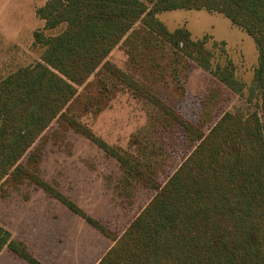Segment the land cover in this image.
Returning <instances> with one entry per match:
<instances>
[{"label":"trees","instance_id":"16d2710c","mask_svg":"<svg viewBox=\"0 0 264 264\" xmlns=\"http://www.w3.org/2000/svg\"><path fill=\"white\" fill-rule=\"evenodd\" d=\"M178 9L222 14L254 39L259 60L248 88L225 49L215 63L206 38L194 39L185 27L171 31L158 17ZM37 15L46 22L34 34L41 59L0 81V194L30 185L60 201L114 241L98 264H264V0H48ZM118 47L128 70L109 61ZM194 68L215 83L197 124L174 105L189 96ZM218 86L256 107L245 115L224 111L211 125ZM124 90L147 108L128 149L108 144L83 122ZM54 122L118 163L119 196L130 200L138 187L155 191L120 237L43 179L37 143ZM167 133L192 149L161 184ZM4 249L43 264L0 224V254Z\"/></svg>","mask_w":264,"mask_h":264},{"label":"rangeland","instance_id":"374dc122","mask_svg":"<svg viewBox=\"0 0 264 264\" xmlns=\"http://www.w3.org/2000/svg\"><path fill=\"white\" fill-rule=\"evenodd\" d=\"M158 17L171 31L185 27L192 32L194 39L206 38L215 63L222 61L225 49L235 63L237 77L249 87L259 54L254 39L242 28L222 14L205 10L178 9L160 13ZM31 49L27 54L31 60H24L28 64L37 62L35 58L44 51L41 46L33 45ZM3 52L8 53L1 48L0 53ZM9 53L12 55L10 48ZM6 55L0 62L6 59ZM6 61L7 65L0 70L1 75L20 67L15 63L16 59L7 58ZM109 61L128 70V59L121 47L111 53ZM214 86L208 73L194 68L187 75L189 96L175 101L174 105L187 119L197 124L202 111L201 101L207 89ZM218 87L220 102L211 125L224 111L245 115L256 107V102L250 106L246 97L233 95L223 86ZM83 122L108 144L128 149L130 138L147 122V108L124 90L105 110L97 115H86ZM161 138H164L168 151L167 164L159 180L164 184L188 156L192 145L170 133L163 134ZM37 146L43 153V179L73 200L85 213L105 224L115 237L124 233L154 197L155 191L144 187L134 190L130 200L119 196L117 180L121 172L118 163L82 134L65 132L56 122L45 131ZM0 224L17 239L27 242L33 253L43 256L50 264H96L114 245L111 238L73 214L60 201L30 185L0 194Z\"/></svg>","mask_w":264,"mask_h":264},{"label":"crops","instance_id":"0c3cea01","mask_svg":"<svg viewBox=\"0 0 264 264\" xmlns=\"http://www.w3.org/2000/svg\"><path fill=\"white\" fill-rule=\"evenodd\" d=\"M47 1L48 0H0V52L1 48L5 49V51L8 52L0 53L1 60L5 58L4 56L7 54L6 59L0 62V70L4 65H7V58L8 60L10 58L18 60L15 63L20 64L19 68L25 67L21 65H32L31 63L28 64V62H24V60L26 58L31 60V58L27 54H30L31 51L29 52V50L34 45L35 32L43 30L46 26L45 20L38 17L37 10L45 6ZM59 31L47 30L46 33L50 35H56ZM6 46H8V48H6ZM9 48L11 49L12 55H10L9 53ZM40 59L41 56H38L34 61H39ZM13 72L5 75H1L3 73H0V81ZM12 235L17 241L25 243L28 247L29 252L36 259H38L43 264H50V262L43 256L33 253L27 242H24L22 239H17L14 234ZM100 259L96 264H98ZM0 264L30 263L20 256L16 255L13 251L4 249L0 254Z\"/></svg>","mask_w":264,"mask_h":264}]
</instances>
